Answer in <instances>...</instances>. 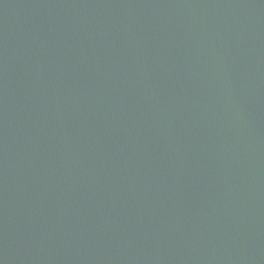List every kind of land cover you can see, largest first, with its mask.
<instances>
[{
    "label": "water",
    "instance_id": "1",
    "mask_svg": "<svg viewBox=\"0 0 264 264\" xmlns=\"http://www.w3.org/2000/svg\"><path fill=\"white\" fill-rule=\"evenodd\" d=\"M0 264H264V0H0Z\"/></svg>",
    "mask_w": 264,
    "mask_h": 264
}]
</instances>
